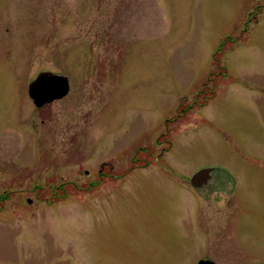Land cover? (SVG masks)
Listing matches in <instances>:
<instances>
[{
  "label": "rangeland",
  "instance_id": "374dc122",
  "mask_svg": "<svg viewBox=\"0 0 264 264\" xmlns=\"http://www.w3.org/2000/svg\"><path fill=\"white\" fill-rule=\"evenodd\" d=\"M204 259L264 264V0H0V264Z\"/></svg>",
  "mask_w": 264,
  "mask_h": 264
},
{
  "label": "water",
  "instance_id": "95a60500",
  "mask_svg": "<svg viewBox=\"0 0 264 264\" xmlns=\"http://www.w3.org/2000/svg\"><path fill=\"white\" fill-rule=\"evenodd\" d=\"M69 91L67 76L49 71L40 72L29 83L28 94L37 107H41L53 100L62 98ZM213 168H202L196 171L190 178V184L195 188H203L211 179ZM197 264H216L211 260H200Z\"/></svg>",
  "mask_w": 264,
  "mask_h": 264
},
{
  "label": "trees",
  "instance_id": "16d2710c",
  "mask_svg": "<svg viewBox=\"0 0 264 264\" xmlns=\"http://www.w3.org/2000/svg\"><path fill=\"white\" fill-rule=\"evenodd\" d=\"M260 9V8H259ZM261 11H257L256 13H260ZM254 19H256V17H253ZM249 20H253V19H247V22ZM246 22V26L248 25V23ZM237 38L235 39H231L229 36H227L225 39L222 40V42L218 45L216 51L213 53V62H214V65L215 67L217 68V71L216 73H210L208 75V78L206 80V82L202 85L201 89L199 90V92L197 93V97L194 99V101L191 103L190 107H193L194 105H199V106H204L207 104L208 100L212 99L214 94H215V91H216V86L215 84L217 85V81L215 78H212L211 75L213 76H222V77H226L227 76V70L225 68L224 65L220 64L219 62V57L217 55H219L222 51H223V47H224V44L228 41L230 42H233V41H236ZM210 81L211 85L209 86L208 85V82ZM202 98L201 99V102L199 101V98ZM186 112V108H182L180 109V112H178V115L177 116H180V115H183L185 114ZM175 119V118H174ZM143 150V149H142ZM140 150V151H142ZM149 164V162H142V163H139V158L135 157V161H133V165L134 167H146L147 165ZM64 184H61L60 187H63ZM3 198V196H2Z\"/></svg>",
  "mask_w": 264,
  "mask_h": 264
},
{
  "label": "flooded vegetation",
  "instance_id": "af4514ba",
  "mask_svg": "<svg viewBox=\"0 0 264 264\" xmlns=\"http://www.w3.org/2000/svg\"><path fill=\"white\" fill-rule=\"evenodd\" d=\"M38 74H39V73H38ZM38 74H37V75H38ZM102 167H104V165H101V168H102ZM210 181H211V179L208 180V184H207L206 186H204V187H207V186L210 184Z\"/></svg>",
  "mask_w": 264,
  "mask_h": 264
}]
</instances>
